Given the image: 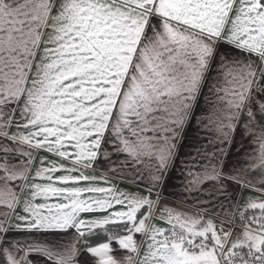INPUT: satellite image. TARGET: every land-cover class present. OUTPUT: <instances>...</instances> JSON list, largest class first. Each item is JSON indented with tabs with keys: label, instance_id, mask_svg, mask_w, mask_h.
<instances>
[{
	"label": "snow or ice",
	"instance_id": "1",
	"mask_svg": "<svg viewBox=\"0 0 264 264\" xmlns=\"http://www.w3.org/2000/svg\"><path fill=\"white\" fill-rule=\"evenodd\" d=\"M0 264H264V0H0Z\"/></svg>",
	"mask_w": 264,
	"mask_h": 264
}]
</instances>
